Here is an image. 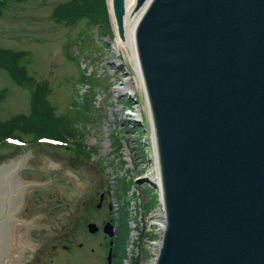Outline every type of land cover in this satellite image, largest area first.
<instances>
[{"label": "water", "instance_id": "1", "mask_svg": "<svg viewBox=\"0 0 264 264\" xmlns=\"http://www.w3.org/2000/svg\"><path fill=\"white\" fill-rule=\"evenodd\" d=\"M140 9L135 50L165 211L154 264H264V0ZM125 13L111 0L121 40ZM29 157L0 164V264Z\"/></svg>", "mask_w": 264, "mask_h": 264}, {"label": "rangeland", "instance_id": "2", "mask_svg": "<svg viewBox=\"0 0 264 264\" xmlns=\"http://www.w3.org/2000/svg\"><path fill=\"white\" fill-rule=\"evenodd\" d=\"M66 1L7 2L0 9V49L27 54V73L35 82L47 85V100L55 116L71 113L76 93L79 97L86 93L87 87L78 83L81 71L94 76L100 83L94 92L92 107L88 115L78 118L74 140L58 144L66 151L55 150L57 147L49 145L51 142L47 140L37 143L23 138L19 139L18 146L0 147V164L29 152L31 157L23 166L29 168V177L21 172L23 167L16 172V176L19 181L28 184L30 203L36 195H53L60 189L56 184L60 175L49 174L48 165L55 163L60 172L65 157H76L68 151L77 153L79 161L96 172L97 183L109 189V204L113 211H119L118 236L124 247L129 242L125 211L136 207L135 211H143L150 216L158 208L157 188L150 181L156 171L147 105L133 54L121 44L114 31L107 0L112 39L89 28L84 19L72 24L56 21L53 13ZM78 38L80 41L75 42ZM67 43H71L67 50L78 60L76 64L63 55V45ZM31 89L29 85L14 83L5 71L0 70V91H5L4 100L0 102L1 122L16 115L28 114ZM79 103L78 107L74 105L78 110L86 104V99L80 98ZM72 143H78L79 148H74ZM127 180L133 186L132 194L125 196L126 204L123 183L127 192L131 189ZM149 233L147 242L142 244L139 264H154L156 259L155 251L148 243L156 237L153 232ZM121 258L118 264H123Z\"/></svg>", "mask_w": 264, "mask_h": 264}, {"label": "flooded vegetation", "instance_id": "3", "mask_svg": "<svg viewBox=\"0 0 264 264\" xmlns=\"http://www.w3.org/2000/svg\"><path fill=\"white\" fill-rule=\"evenodd\" d=\"M68 152L76 157H65L60 172L55 163L48 165L49 174L60 175V189L53 195H36L30 204L29 186L23 182L2 264H118L122 250L126 255L118 236L119 211L109 204V189L97 183L96 172L81 163L77 153ZM21 172L29 177L28 167Z\"/></svg>", "mask_w": 264, "mask_h": 264}, {"label": "trees", "instance_id": "4", "mask_svg": "<svg viewBox=\"0 0 264 264\" xmlns=\"http://www.w3.org/2000/svg\"><path fill=\"white\" fill-rule=\"evenodd\" d=\"M26 1L0 0V9L7 2L23 3ZM53 18L65 24H72L84 19L89 28L112 39L105 0H67L56 8ZM79 41L78 38L75 42ZM70 44L63 45V55L76 64L78 60L67 50ZM27 63L28 59L25 52L0 49V70L5 71L14 83L32 87L28 101V114L13 116L5 122L0 121V147L9 146V140H21L23 138H28L27 140L30 141L32 139L34 141L47 139L62 143L74 139L77 136L75 125L79 121L78 118L88 115L90 107H92L94 92L100 87L99 81L94 76L86 75V72L81 71L78 76V83L84 84L87 89L81 97L76 93L77 99L73 104L77 107L80 106V98L86 99V104L81 106L79 110L73 105L71 113L65 112L55 116L54 109L47 100V85L42 82H35L28 75L25 66ZM4 94L5 91H0V102L4 100ZM77 144L76 148H79Z\"/></svg>", "mask_w": 264, "mask_h": 264}, {"label": "built area", "instance_id": "5", "mask_svg": "<svg viewBox=\"0 0 264 264\" xmlns=\"http://www.w3.org/2000/svg\"><path fill=\"white\" fill-rule=\"evenodd\" d=\"M132 184L131 189L127 192L126 196L132 194ZM158 196V208L154 211V215L150 216L148 213L143 211H135V208L132 211H125L128 222V228L130 230L129 242L127 244V256L124 261V264H139L140 263V253L142 244L147 242V234L153 232L156 239L149 243V247L157 253L161 245L162 235L165 229V211L162 203L161 196L159 191H157ZM127 198H125L126 200ZM127 202V201H126ZM129 204V203H128ZM155 257V255H154Z\"/></svg>", "mask_w": 264, "mask_h": 264}, {"label": "bare ground", "instance_id": "6", "mask_svg": "<svg viewBox=\"0 0 264 264\" xmlns=\"http://www.w3.org/2000/svg\"><path fill=\"white\" fill-rule=\"evenodd\" d=\"M109 11L111 12V0H107ZM125 8L126 13L124 17V23H123V40H121V44L129 48L131 53L133 54L134 63H135V70L139 79V82L143 88V83L141 79V73L138 65L137 60V54L135 50V40H134V34L136 26L139 22V19L141 17V9L139 11L136 10V0H125ZM113 24L114 31L116 32V28L114 26L113 21H111ZM154 149V159H155V171L156 175L155 177H152L150 181H152L157 187H159V177L157 173V157H156V149L155 145H153Z\"/></svg>", "mask_w": 264, "mask_h": 264}]
</instances>
